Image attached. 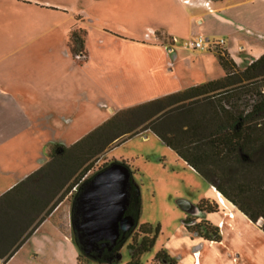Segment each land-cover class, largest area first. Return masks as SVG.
<instances>
[{"label":"rangeland","instance_id":"obj_1","mask_svg":"<svg viewBox=\"0 0 264 264\" xmlns=\"http://www.w3.org/2000/svg\"><path fill=\"white\" fill-rule=\"evenodd\" d=\"M224 1L209 2L210 9L227 1L255 0ZM202 9L194 11L183 0H0V93L7 97L0 105L8 107L0 112V192L37 171L52 147H69L120 111L182 91L194 77L187 72L192 61L187 56L199 52L180 49L198 27L189 17H204L207 39L227 40L222 26ZM262 11L263 6H253L248 13L258 17ZM261 26L256 21L253 29ZM71 33L83 42L82 50L76 44L74 54L67 49ZM167 34L175 36V45ZM250 39L258 41L256 36ZM209 53L214 63L205 74L219 80L223 71L214 50L200 52ZM208 58L202 61L212 63ZM171 64L173 73L168 72ZM236 66L240 71L247 67ZM203 71L200 67L201 76ZM258 86L264 93V81ZM250 97L243 102L251 104ZM45 105L57 110L50 112ZM130 136L112 143L88 174L113 161L126 163L133 173L140 195L137 224L159 227L154 248L140 264H160L154 258L161 251L175 264H264L260 228L226 202L220 207L210 184L154 134ZM201 202L217 211H199ZM70 212L65 199L51 216L72 238ZM200 222L217 228L221 243L188 232L187 227ZM128 243L120 249L118 264L130 260ZM252 244L261 247L253 257Z\"/></svg>","mask_w":264,"mask_h":264},{"label":"trees","instance_id":"obj_2","mask_svg":"<svg viewBox=\"0 0 264 264\" xmlns=\"http://www.w3.org/2000/svg\"><path fill=\"white\" fill-rule=\"evenodd\" d=\"M77 43L82 50V40L71 33L67 41L71 54L75 53ZM221 48L212 49L223 71L221 79L116 113L73 145L52 147L45 164L2 194L0 264H5L46 219H52V213L65 199L70 203V232L79 252L78 264H118L115 256L128 241L127 264H140L141 257L154 248L159 227L137 224L112 252L92 259L81 251L72 223L80 221L76 214L77 199L92 177L113 163L127 167L126 163L113 161L89 175L97 157L119 138L144 131L159 138L250 222L264 220V93L258 86L264 81V54L240 71ZM244 96L253 98L251 104L243 102ZM131 183L127 214L137 223L140 195L138 187ZM198 208L208 214L217 211L208 202H201ZM187 230L204 241L221 242L218 229L208 222ZM154 259L160 264L163 261L175 264L162 251Z\"/></svg>","mask_w":264,"mask_h":264},{"label":"crops","instance_id":"obj_3","mask_svg":"<svg viewBox=\"0 0 264 264\" xmlns=\"http://www.w3.org/2000/svg\"><path fill=\"white\" fill-rule=\"evenodd\" d=\"M188 1L190 4L188 5L183 4V5L190 7L194 11H200V9H202V4L206 2V0H188ZM223 2L225 1L223 0L218 3H223ZM227 2L228 4H220L217 7H215V9L212 8L211 11L207 12V15L209 16H205V17L212 18L214 22L222 26V32L225 34V36H227V40L224 41L223 48L225 49L231 60L239 67L240 65L242 66L245 64L246 66H248L250 63L257 60L260 56L264 54V31L262 30L264 24V13L262 11V14H259L258 17L248 13L250 10L252 11L253 6L264 7V0H255L254 2L250 1V3L241 2L239 4H229V1ZM189 18H192L190 19L191 22L193 18H195V22H196L195 24L196 26L198 25L197 29L191 30L189 35L193 36V38H195L196 35L206 36L207 33H205L204 32L205 30L202 29L204 17H202V15H197ZM256 21L261 23L262 26L257 27L258 29H253ZM191 28H193L192 24H191ZM242 32L245 33V36L239 35V33ZM255 36L257 37L258 41L254 39H250ZM167 37L170 38V45H175L176 42L173 43V40L176 41L175 36L170 37V35L167 34ZM184 43H186V41H184ZM184 43L180 49L185 48ZM187 50H189L192 53L198 52V51H192L190 49ZM205 52H210V50H206L201 53H205ZM173 54L174 53H172V55ZM187 57L188 59H192V61L190 62L191 66H187L188 68L187 72H191L192 74H194V77L191 82L187 83L188 85H186L183 88V90L215 81V79H212V77L210 76L208 77V75L205 74L206 68H211L210 65H212L213 67L214 61H213L212 53H209L208 56H206L198 52V55L196 57H189V56ZM207 57H209L208 59L211 58L212 63H207V61H202V59H206ZM175 58H177L176 55L173 56V59ZM195 59L196 61H194ZM168 66H170L168 72L173 73L175 69L174 64ZM200 67H202V69L204 70L202 76L199 73ZM198 73L200 77L196 78L195 74ZM163 96L166 95H162L161 97ZM6 98H7L6 96L3 97V95L0 93V101H5ZM48 99L50 100V98ZM11 107L13 108V106ZM51 107L45 105V108L50 110V112H52V109H54V111L57 110L55 106L52 108ZM0 112H8V107L6 103L0 105ZM17 182L11 184L5 190L8 191ZM2 192H0V194ZM230 209H235V208L230 206ZM231 213L232 211H230L229 215L235 218L236 214L234 213L231 214ZM256 226L260 228V230L263 231L264 233L262 227L258 225ZM261 245L263 248L264 236H262L261 238ZM252 250H253L252 252V257H253L255 255H258V253L261 251V247L260 245L252 244ZM77 257H78V251L72 242L70 234L66 233V231L63 230V228L59 227L57 222L52 221V219L49 218L46 219L35 230L32 236L21 246V248L5 264H78ZM262 258H263L262 261H264V255L262 256ZM251 261L253 262L254 260L251 259Z\"/></svg>","mask_w":264,"mask_h":264},{"label":"water","instance_id":"obj_4","mask_svg":"<svg viewBox=\"0 0 264 264\" xmlns=\"http://www.w3.org/2000/svg\"><path fill=\"white\" fill-rule=\"evenodd\" d=\"M130 181V170L123 164L113 163L97 173L78 197L76 211L80 222L73 227L84 254L96 243L103 242L113 248L136 228L135 220L125 216ZM255 224L264 227V220L260 218ZM116 259H120L119 255Z\"/></svg>","mask_w":264,"mask_h":264},{"label":"built area","instance_id":"obj_5","mask_svg":"<svg viewBox=\"0 0 264 264\" xmlns=\"http://www.w3.org/2000/svg\"><path fill=\"white\" fill-rule=\"evenodd\" d=\"M183 4L188 5L190 3L188 0H183ZM202 6L204 8H206L208 11H211L210 3L208 1L204 2L202 4ZM173 43H175V41H173ZM223 45H224V41L207 39L203 35H198L197 37L193 38L191 41L184 43V47L186 49H190L192 51H199V52H203L206 50H212L213 48H216V47H223ZM170 51H171V49H170ZM219 199H220V197H219ZM219 204L223 208L226 207L224 201L221 199H220ZM229 217L232 218L231 215Z\"/></svg>","mask_w":264,"mask_h":264},{"label":"flooded vegetation","instance_id":"obj_6","mask_svg":"<svg viewBox=\"0 0 264 264\" xmlns=\"http://www.w3.org/2000/svg\"><path fill=\"white\" fill-rule=\"evenodd\" d=\"M95 176V175H94ZM93 176V177H94ZM92 177V178H93ZM133 181V179H132V177H131V181H130V189H129V205H130V192H131V189H132V182ZM134 182V181H133ZM127 210H128V208H127ZM127 210H126V213H125V216H130V215H128L127 214ZM76 214L79 216V214L77 213V211H76ZM80 217V216H79ZM131 217V216H130ZM80 221H75L74 223H72L73 224V226H75L77 223H79ZM136 222V221H135ZM136 225H137V223H136ZM72 226V228H73V231H74V233H75V237H76V240H77V232H76V230H75V228ZM136 229V228H135ZM134 229V230H135ZM134 230H132V231H130L129 233H126V235H125V238H127V236L131 233V232H133ZM120 242V241H119ZM118 242V243H119ZM116 247V246H115ZM115 247H113V248H110V246L109 245H105L103 242H101V243H96V245L94 246V248H92V249H90V250H88L87 251V254H84L86 257H90V258H92V259H97V258H100V257H102L103 255H106L107 253H110V252H112L113 251V249L115 248ZM115 258H116V256H115Z\"/></svg>","mask_w":264,"mask_h":264}]
</instances>
